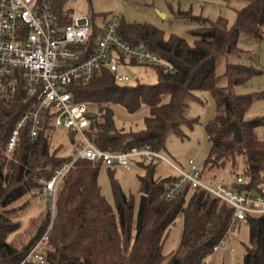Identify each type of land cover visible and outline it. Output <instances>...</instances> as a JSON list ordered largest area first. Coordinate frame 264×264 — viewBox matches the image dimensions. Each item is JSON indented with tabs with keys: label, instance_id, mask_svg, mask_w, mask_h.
<instances>
[{
	"label": "trees",
	"instance_id": "obj_1",
	"mask_svg": "<svg viewBox=\"0 0 264 264\" xmlns=\"http://www.w3.org/2000/svg\"><path fill=\"white\" fill-rule=\"evenodd\" d=\"M69 1L52 0L54 15L62 27L71 21ZM243 1L246 5L237 10L232 26L224 18L212 21L179 12V17L200 23L193 32L194 45L178 36L166 39L165 33L153 25L127 24L121 19L118 35L125 42L157 53L173 63L176 71L164 73L153 67L159 77L155 85L121 84L107 69L89 82L75 81L70 88L74 101L87 103L97 114L90 118L88 138L106 152L143 146L163 152L170 134L183 137L184 124L193 127L199 123V118L187 116L189 99L200 100L197 93L209 92L216 112L204 126L210 150L203 165L198 164L202 178L215 183L228 167L229 174L234 175L241 161L243 170L235 176H241L248 188L264 195V140L256 134L258 128L264 127V116L247 119L252 96L233 91L259 71L230 64L225 74L228 86L224 88L218 85L216 70L219 57L242 51L238 46L241 35L264 39V0ZM101 33V28L91 23L87 42L74 47L80 52V61L93 53ZM38 100L39 94H30L23 82L12 104L4 101L0 91V264H21L48 231V240L41 248L45 264H210L208 257L229 235L234 208L220 203L207 190L189 184L171 200L166 199V191L179 175L157 176L159 163L145 161L136 163L144 171L139 175L140 202L136 208L133 197L115 179L111 171L115 166L78 159L59 185L56 198L49 197L55 205L54 216L49 211L27 245L13 243L10 236L20 232L22 222L14 219L10 207L33 190H42L43 181L50 180L74 157L59 155L53 149L56 127L48 115L37 137L31 138L29 126L24 127L14 149L8 150L17 123ZM117 107L129 115L147 107L143 127L127 130L119 126ZM103 166L109 168L115 207L104 197L98 182ZM232 180L229 182L235 185L236 180ZM180 215L184 219L180 245L164 262L165 239ZM248 225L249 243L243 264H264V214L249 215Z\"/></svg>",
	"mask_w": 264,
	"mask_h": 264
},
{
	"label": "built area",
	"instance_id": "obj_2",
	"mask_svg": "<svg viewBox=\"0 0 264 264\" xmlns=\"http://www.w3.org/2000/svg\"><path fill=\"white\" fill-rule=\"evenodd\" d=\"M120 21L118 9L105 21L93 53L80 61V52L74 47L85 44L89 39L91 21L87 12L82 15L72 12L71 21L62 27L54 15L52 0H0L2 97L6 103L12 104L20 82H23L30 94H39L35 107L26 112L17 123L8 142V150L14 149L24 127L29 126L31 138L37 137L42 122L48 115L56 128L83 137V141L77 145L73 160L57 169L50 180L43 181V194H48L53 199L56 198L65 175L78 159L102 161L106 166H121L125 169H130L133 163L140 161L165 162L179 175V179L166 191V199L174 198L187 184L192 188L201 187L215 195L220 203L234 208L230 231L239 223H248L249 215H263L264 195L248 188L241 176H236L235 185L230 187L223 180L211 183L202 178L201 169L194 158L188 159L189 170H185L151 146L133 147L128 151L112 153L100 150L88 138L86 130L91 124V110L87 103L74 101L70 88L75 81L89 82L103 69H107L119 83L127 84L137 77L133 73V66L157 67L164 73L176 71L173 63L157 53L125 42L118 35ZM52 207H55L54 203ZM48 232L21 264H45L41 248L48 240ZM224 242L226 239L220 244ZM218 249L219 246L214 251Z\"/></svg>",
	"mask_w": 264,
	"mask_h": 264
},
{
	"label": "rangeland",
	"instance_id": "obj_3",
	"mask_svg": "<svg viewBox=\"0 0 264 264\" xmlns=\"http://www.w3.org/2000/svg\"><path fill=\"white\" fill-rule=\"evenodd\" d=\"M246 3L243 0H70L68 9L73 10V14L82 15L88 13L91 23L101 28L107 18L119 9L121 19L127 24H150L165 33V38L178 36L194 45L196 37L193 32L200 27L198 21L185 19L178 16L179 12H191L193 16H200L212 21L224 18L232 26L237 19V10L242 9ZM242 50L238 54L221 56L217 59L218 85L226 88L228 78L225 75L227 66L230 64H240L253 67L259 73L255 74L244 84L235 86L233 91L237 94H250L252 104L246 115L247 119H254L264 116V39H258L248 35H241L238 43ZM135 79L129 81L130 85L144 84L155 85L158 83V74L153 67L133 66ZM200 100L189 99L187 116L191 119L199 118V123L190 127L183 125L185 136L180 137L170 134L166 148L163 153L176 165L189 170L188 159L194 157L199 165H203L209 150V141L205 133V124L209 118H214L216 103L209 92L197 93ZM117 123L119 126L130 129H141L143 118L148 114V108L143 107L134 115H129L124 109L117 107ZM211 119V120H212ZM257 137L264 140V127L256 130ZM83 141L80 134L70 135L61 128H55L52 134V146L58 150L59 155L74 156L75 149ZM243 166L241 161L235 168V174L241 173ZM115 179L121 185L124 192L133 197L135 207L138 208L140 202V181L139 175L143 174V169L133 163L130 169L121 166L111 168ZM231 168L221 171L218 180H223L227 186H231L229 181H233L235 174H229ZM175 170L167 163L160 162L156 168L157 176L175 175ZM207 180V179H206ZM102 194L107 201L115 207L112 179L109 168L103 166L98 179ZM255 192V191H254ZM53 194V193H52ZM57 196V195H56ZM50 195L43 194V189H35L32 193L24 196L13 204L12 216L15 220H21L22 229L18 234L10 236L16 245H27L38 233L42 221L51 215L54 216L55 207L50 203ZM53 219V217H52ZM184 219L178 216L175 225L168 232L163 246L164 262L178 249L183 233ZM249 243L248 223H239L236 228L229 232L226 242L219 245V249L214 251L207 261L210 264H243L246 254V245Z\"/></svg>",
	"mask_w": 264,
	"mask_h": 264
},
{
	"label": "water",
	"instance_id": "obj_4",
	"mask_svg": "<svg viewBox=\"0 0 264 264\" xmlns=\"http://www.w3.org/2000/svg\"><path fill=\"white\" fill-rule=\"evenodd\" d=\"M133 76H134V74H133ZM96 116H97V114L92 113V112L89 114V117H90V118H93V117H96ZM240 189H242V187H240Z\"/></svg>",
	"mask_w": 264,
	"mask_h": 264
},
{
	"label": "crops",
	"instance_id": "obj_5",
	"mask_svg": "<svg viewBox=\"0 0 264 264\" xmlns=\"http://www.w3.org/2000/svg\"><path fill=\"white\" fill-rule=\"evenodd\" d=\"M103 28H104V25L101 27V31H103ZM211 119H212V118H209L208 120L210 121ZM209 121H208V122H209ZM209 150H210V144H209ZM209 150H208V151H209ZM190 158H194V157H190Z\"/></svg>",
	"mask_w": 264,
	"mask_h": 264
}]
</instances>
